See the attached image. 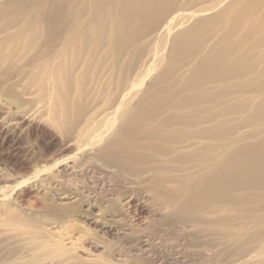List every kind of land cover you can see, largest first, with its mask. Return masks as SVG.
<instances>
[{
    "label": "bare ground",
    "instance_id": "1",
    "mask_svg": "<svg viewBox=\"0 0 264 264\" xmlns=\"http://www.w3.org/2000/svg\"><path fill=\"white\" fill-rule=\"evenodd\" d=\"M19 130L50 143L0 168V264H264V0H0V162ZM82 205L134 240L82 257Z\"/></svg>",
    "mask_w": 264,
    "mask_h": 264
},
{
    "label": "rangeland",
    "instance_id": "2",
    "mask_svg": "<svg viewBox=\"0 0 264 264\" xmlns=\"http://www.w3.org/2000/svg\"><path fill=\"white\" fill-rule=\"evenodd\" d=\"M16 135L18 136L17 145H19V147L21 148L19 154L17 155L18 163H20L21 166L15 167L13 164L7 165L6 163L0 162V168H3L6 166V168L9 171H14V170L17 171L19 169L21 174L27 176V175L32 174L36 170V165L41 159H43L45 149L49 145L50 142H49V139L45 136L46 134L44 133L40 134L39 135L40 138H39V137H34L32 135L26 134V132L24 131L21 132L19 130L17 131ZM8 146L10 147V145L8 144V145H5L4 148L7 149L9 148ZM61 175L66 176L67 172L62 171ZM91 182H93V178H91L90 183H89L91 186H93ZM104 192H108V191H104ZM106 197H108V195ZM31 201H37V200L33 198ZM40 201L41 203L42 202L43 203L41 206L37 205L36 209L40 212V214H42L41 216L50 214L47 211V202L42 199H40ZM31 203L32 202H29V204ZM83 208H84V205L79 206L76 209L69 210L67 214V221L69 223H73L75 220L77 222L76 224H78L80 228V231L82 230L84 231V233L80 232V234L82 233L83 235L81 239L82 240L84 239L83 241L84 251L79 252L82 257H86L88 255L105 256L103 252L104 247L109 242L110 243L116 242L118 245L128 246L134 240V237L131 235L128 236L127 238L122 237V238L115 239V235H114L115 232L105 234L100 229L99 225L90 222L91 216L83 213L82 212ZM152 214L153 212L146 213L138 207H133L130 210L129 216L131 217L136 216L137 218L143 221L153 222L154 228H156V230H154L155 232L151 236H152V241L155 245L159 247L161 246H167V247L171 246L174 248H177L178 246L184 247L183 245H185L187 242L181 239V237H179L177 231H174V229H172L173 227H171L170 225H163V224L155 226L154 224L155 220L159 219V216L158 215L154 216ZM154 214H156V212H154ZM147 232L144 231L142 232V234L140 233V237L142 235L148 234ZM85 233L87 235H85ZM80 234L76 235V237L79 236ZM191 257H193V259H197V256L195 255H191ZM203 257H204L203 254L202 255L200 254V260Z\"/></svg>",
    "mask_w": 264,
    "mask_h": 264
}]
</instances>
